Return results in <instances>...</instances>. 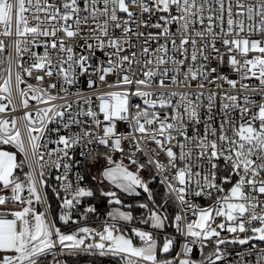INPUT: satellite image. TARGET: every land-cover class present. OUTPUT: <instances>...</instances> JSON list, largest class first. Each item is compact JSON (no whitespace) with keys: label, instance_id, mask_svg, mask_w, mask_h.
Returning a JSON list of instances; mask_svg holds the SVG:
<instances>
[{"label":"snow or ice","instance_id":"6c2138e0","mask_svg":"<svg viewBox=\"0 0 264 264\" xmlns=\"http://www.w3.org/2000/svg\"><path fill=\"white\" fill-rule=\"evenodd\" d=\"M41 47L42 54L33 50ZM6 48L14 49L15 61L12 51L4 56ZM25 54L31 57L27 66ZM225 55L238 79L221 71ZM5 63L0 114L16 111L14 92L25 109L29 99L45 107L24 114L23 132L17 118H0V264H47L57 247L91 250L123 264H225L221 245L229 243L249 245L252 264H264V247L251 243L264 242V0H0V65ZM34 72L39 85L25 80ZM53 77L56 82L40 86ZM81 77L88 95L78 87ZM253 79L258 86L245 82ZM221 82L229 90L214 91L223 89ZM58 84L56 94L49 91ZM68 95L77 99L68 102ZM53 122L65 134L49 129ZM118 122L132 131L118 133ZM49 132L57 133L51 140L56 147L42 152ZM142 141L155 143L166 163L155 150L141 163L138 153L148 155ZM79 156L100 165L93 180L129 196L142 190L147 202L125 204L117 191L100 189L119 207L99 228L61 232L47 211L36 208L45 203L40 188L47 187L45 168L56 169L64 192L59 219L79 224L73 210L96 196L79 172L70 179ZM150 167L162 174L166 195L174 194L181 208L171 221L141 175ZM196 198L213 203L201 206ZM136 209L144 212L134 216ZM89 214H97L95 204L81 217ZM169 226L177 235L164 231ZM222 231L249 235L224 239ZM177 236L183 243L169 258ZM197 245L200 260L192 258ZM240 264L249 262L242 258Z\"/></svg>","mask_w":264,"mask_h":264},{"label":"built area","instance_id":"2783aa9c","mask_svg":"<svg viewBox=\"0 0 264 264\" xmlns=\"http://www.w3.org/2000/svg\"><path fill=\"white\" fill-rule=\"evenodd\" d=\"M152 31H155V30L153 29ZM7 42L8 41L6 39V44H7ZM134 43H135V41H134ZM217 46L220 47V50H221L222 54L225 53V51H226L225 48L219 42H218ZM33 50L37 51V52H39L41 54L43 53V48L42 47L41 48H37V49H33ZM131 50H133V49H130V51ZM134 50L139 52V44H135ZM9 51H12L13 59L15 61L16 55H15L14 49L10 50V49L6 48L4 56L7 57ZM224 59H225V66L222 67L221 71L224 74H226L230 79H238L237 74L235 72H233V70L229 66H227V56L226 55H225ZM30 60H31V57L28 54H25L24 55L25 66L28 65ZM4 67H7L6 63L4 65H0V71H2ZM16 70L17 69H16V66H15V63H14L13 64V71H16ZM37 74L38 73L34 72L32 77L25 76V80L27 81V83H30V84H33V85H39L40 82H38L35 79V76ZM39 74H42V73H39ZM109 79H112V78L110 77ZM56 80H57L56 77H53L51 79L46 78L45 81L43 82V84L40 85V86L47 87L48 84L56 82ZM245 82L249 83V84H251L253 86H258V82L256 80H254V79L251 80V81H245ZM221 83H223V82H221ZM20 87L21 88H26V84H21ZM78 87L85 93V95L90 94V90L86 86V82H85V78L84 77H81V80H80V83H79ZM76 90L77 89L75 87L70 89V91L72 93H75ZM213 90L214 91L229 90V85H227L226 83H223V89H215V88H213ZM49 91L52 92L53 94H56L59 91V84L57 85V89H49ZM237 91L241 95H243V90L240 89L239 86H238ZM60 95H65V94L64 93H60ZM253 98L256 99L257 101H260L262 99L258 95L253 96ZM76 99H77V97L75 95H68V97H67V101L68 102L75 101ZM21 100H22V98L19 96L18 92H14V101L13 102L16 104V111L13 112L11 110V107H9V109H8V111L6 113L0 114V118H7V119H11L13 117L17 118V120L19 122V125L21 126V130L23 132V126L26 123L24 121V119H23L24 114L26 112L31 111L33 113V115H35L36 110L38 108L45 107V105L38 104L37 101L29 99V107L27 109H25L23 107L22 103H21ZM65 102L66 101H64V100H57L55 103L63 104ZM135 103H140V100L139 99L135 100ZM74 109H75V104H74ZM56 127H60V129H61L60 133H59L60 135L65 134V130L62 128V126L58 125L56 122H53V123L48 125L49 129H53V128H56ZM76 130H77L76 127L73 126L72 131H76ZM131 131H132V129L127 123H125V122H118L117 123V132L118 133H123L124 135H128L129 132H131ZM137 135H139V134H137ZM56 137H57V133L56 132L47 133L45 135L44 141H42V143L47 141L46 149L42 148L41 151L44 152L46 150H50L52 148H55L56 145L51 143V140L55 139ZM9 147H11V146H9ZM92 147H95V148L99 149L100 146L92 145ZM124 147L126 149H128L130 147V145H129V143L127 141H125ZM141 147L144 149V152L148 154V155H145L147 160H148L149 156L152 155V150H155L156 152L159 153V159L162 162L166 163L167 158L165 157L164 153L161 152L160 149L155 145V143H153L151 141H142L141 142ZM79 151H80V149H77V152H79ZM20 155L22 156V154H20ZM86 158H87L86 156H79L78 157L79 163L73 169V174L70 175V179L75 180V175H74L75 172H79L81 175H83V165H84V161H85ZM45 161H48V156L47 155H45ZM49 164H50V162H49ZM152 168L156 172V169L154 167H152ZM27 171H28V169L26 167V172ZM45 173L48 174V175H46V177H49V176L55 177L56 175L60 174L59 172H57L56 169L51 168L50 166L45 168ZM156 174H157V172H156ZM158 176H159V178L161 180L162 179V174H159ZM46 177H45V179H46ZM46 181H47V179H46ZM52 186L55 187V189L58 190V192L60 194V197L62 198L64 196V192H63V190L61 188L60 182L55 180V183H53ZM165 187H166V185H165ZM40 192H41L42 197L45 200V203L43 205H41L42 210L43 211H47L49 221L54 222V226L55 227H59L61 232L71 233L73 231L78 230V228L81 227V226H90V227L99 228L101 226V222L103 220L107 219V217H105V216H99V215H93V214H89L88 215V219H86V220L83 219L81 217V213L83 212L84 208L80 205L76 209L73 210V218L74 219H79L80 223L76 224V223H71L70 222L69 224L66 225L59 219L60 212L62 210L61 209L62 200H60V202L58 204L57 212H56V214H54L53 210H52V204H51V201H50L49 196H48L47 187H41L40 188ZM171 197L174 200V203H175V206H176L175 214L181 212V208L178 205V203L176 202L175 195L172 194ZM194 203H197V204H199L201 206H208V205L213 203V200H209V199H206V198H196ZM257 211H259V209H257ZM222 220H223V218H217L216 219V223L218 224V223L222 222ZM213 226H215V225H213ZM246 227H247V225H246ZM217 231H221V230L217 229ZM174 235H177L175 233V231H174ZM234 235L235 236H239V237L242 238V237H244L246 235H249V233H235V234H232V233H229L227 231H222L221 232V238H224V239H231ZM182 243H183V238L177 236V245L175 246V248H174V250H173L171 255H175L177 252H179L180 245ZM251 243L255 244L256 247H258V248L264 247V242L253 241ZM221 248L224 249L225 252H226L225 264H240V261H241L242 258L247 259L249 264H252L253 257L251 255H247L249 245H239V244H231V243H229V244H226V245H221ZM211 250H212V247L210 245L209 247L205 248V254H207V252H209ZM238 253L245 254V255H243V257H242L241 255H237ZM66 254H75V255H81V256H83V255H99L98 253H96L94 251H91V250H89V251H83V250L73 251V250L61 249L60 247H57L55 249L54 264H66V259H65ZM171 255L169 256V258L171 257ZM192 258L196 259V260H200L201 259V255H200V252H199V246L198 245L193 249ZM110 264H113V263H110ZM122 264H123V262H122Z\"/></svg>","mask_w":264,"mask_h":264},{"label":"trees","instance_id":"16d2710c","mask_svg":"<svg viewBox=\"0 0 264 264\" xmlns=\"http://www.w3.org/2000/svg\"><path fill=\"white\" fill-rule=\"evenodd\" d=\"M9 148V150H13V148L6 146ZM100 152L104 151L103 146H100L98 149ZM119 156V154H117ZM138 157L140 159L141 163H146L147 158L143 154L138 153ZM18 160L22 159V156L18 154ZM26 172V167L23 170ZM145 173L149 177V188L152 191L153 198L155 199L157 204L163 205L162 211H166L167 215L169 216V220L171 221L172 217L175 215L176 212V206L174 203V200L172 199L171 196L166 195V187L164 184L160 183V178L156 174V172L153 170L152 167L149 169L144 170ZM83 176L85 177V180L83 181L84 185L92 187L94 190H96V196L94 198H85L84 203L81 204L83 208H86L90 204H95L97 206V214L93 215H99V216H105L107 217V212L110 210V204L107 202V197H103L100 195V189L107 191L108 186L104 183H100L99 180H93L92 177H96L92 171H91V161L86 158L84 161L83 165ZM155 177V179H153ZM47 179V192L49 199L52 204V210L53 213L56 214L57 209H58V204L61 200L60 195L57 196L58 190L55 189V187L52 186L53 183H55V177H46ZM26 194V193H25ZM121 200L127 203H137V202H147V193L141 192L140 196L135 197V196H129L127 194H119ZM164 201H167L165 204ZM36 208L38 211H43L41 205H36ZM144 210L142 209H136L133 214L134 216L139 217ZM136 226L141 227V228H147V225L139 224L138 220L136 222ZM166 233H174V228L171 226L167 227L164 230ZM172 254V253H171ZM169 254V256L171 255ZM66 259V264H122V261L119 260L117 257H112V256H104L101 257L99 255H75V254H66L65 256ZM53 261V256L49 255L47 257V264H51Z\"/></svg>","mask_w":264,"mask_h":264},{"label":"rangeland","instance_id":"374dc122","mask_svg":"<svg viewBox=\"0 0 264 264\" xmlns=\"http://www.w3.org/2000/svg\"><path fill=\"white\" fill-rule=\"evenodd\" d=\"M125 163H127V161H125ZM133 167V169H135V166H132ZM154 170V169H153ZM91 171H92V173L96 176V177H98L99 176V171H100V165L99 164H96V165H94L93 164V162H91ZM141 175L144 177V179L148 182V184H149V177H148V175L145 173V171H143L142 173H141ZM104 184H106L107 186H108V190L107 191H109V190H115V191H117L118 192V195L119 194H122V192H120L119 190H116V189H114V187L112 186V185H110L107 181H105V182H103ZM140 192H143L142 190H140ZM108 199L109 198H107V202H108ZM115 207H119V206H117V205H114V204H110V210H112L113 208H115ZM109 210V211H110ZM122 210H126V209H122ZM144 229H147V228H144ZM167 234H170V235H174V233H167ZM175 248V247H174ZM174 250V249H173Z\"/></svg>","mask_w":264,"mask_h":264},{"label":"water","instance_id":"95a60500","mask_svg":"<svg viewBox=\"0 0 264 264\" xmlns=\"http://www.w3.org/2000/svg\"><path fill=\"white\" fill-rule=\"evenodd\" d=\"M51 264H54V260L51 262Z\"/></svg>","mask_w":264,"mask_h":264}]
</instances>
